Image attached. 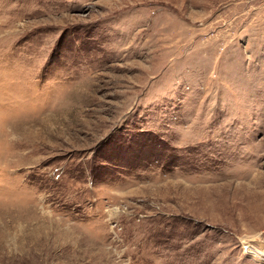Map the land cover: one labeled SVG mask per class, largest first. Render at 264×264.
<instances>
[{"label": "rangeland", "instance_id": "1", "mask_svg": "<svg viewBox=\"0 0 264 264\" xmlns=\"http://www.w3.org/2000/svg\"><path fill=\"white\" fill-rule=\"evenodd\" d=\"M0 264H264V0H0Z\"/></svg>", "mask_w": 264, "mask_h": 264}, {"label": "bare ground", "instance_id": "2", "mask_svg": "<svg viewBox=\"0 0 264 264\" xmlns=\"http://www.w3.org/2000/svg\"><path fill=\"white\" fill-rule=\"evenodd\" d=\"M257 251V250H256ZM248 252V251H247ZM258 252V251H257ZM248 253H250V252H248ZM252 253V252H251Z\"/></svg>", "mask_w": 264, "mask_h": 264}]
</instances>
